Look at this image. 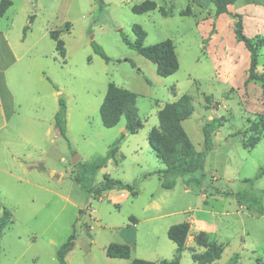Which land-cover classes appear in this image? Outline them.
<instances>
[{
	"label": "rangeland",
	"instance_id": "obj_1",
	"mask_svg": "<svg viewBox=\"0 0 264 264\" xmlns=\"http://www.w3.org/2000/svg\"><path fill=\"white\" fill-rule=\"evenodd\" d=\"M143 1L12 0L13 17L1 29L9 26L13 53L0 34V91L8 115L0 124V217L4 208L10 211L0 232V264H60L58 251L72 234L66 264L172 262L177 244L168 229L186 221L191 229L180 264H197L191 249L204 251L195 242L200 231L224 246L211 264H227L235 253L237 264L264 261V128L250 130L264 119V95L260 83H246L250 52L235 38L234 19L220 20L206 0H152L157 9L135 13L132 7ZM252 3L258 4L250 9L256 14L246 34L264 35V0H238L231 12ZM188 8L190 14L181 15ZM134 24L147 33L144 45L172 41L176 72L159 75L155 63L126 43L124 38L137 40ZM55 30L65 57L51 37ZM259 51L263 70L264 46ZM109 83L137 94L144 123L138 132L127 130L125 116L114 127L103 124L100 108ZM185 94L193 97V114L183 127L198 151L204 148L205 123L219 116L223 125L204 171L178 176L168 189L158 173L165 165L148 137L159 125L160 109ZM62 97L68 107L66 137L55 126ZM118 140L116 154L100 166ZM105 174L130 184L137 195L118 187L89 194L83 186L101 187ZM191 177L199 182L188 183ZM111 243L129 244L131 257H108Z\"/></svg>",
	"mask_w": 264,
	"mask_h": 264
},
{
	"label": "trees",
	"instance_id": "obj_2",
	"mask_svg": "<svg viewBox=\"0 0 264 264\" xmlns=\"http://www.w3.org/2000/svg\"><path fill=\"white\" fill-rule=\"evenodd\" d=\"M208 3L214 4L216 15L226 13L234 19V33L238 42L244 43L250 52V66L248 69V77L246 83L254 81L261 84L264 95V69L259 70L260 48L264 46V35H255L250 37L245 32L244 18L240 13H232L229 11V6L235 4L238 0H206ZM12 4L11 0L0 1V17L4 15L6 10ZM158 8L155 1L145 0L141 3L135 4L132 9L135 13H147ZM164 15L169 13L161 7L160 9ZM190 14L189 8L181 12V15ZM133 30L137 35L135 42H130L124 38L126 43L132 48L136 49L140 54L151 60L156 64L157 73L163 77L169 76L176 72L179 68V60L176 54L174 44L170 39L158 42L152 45H144V39L147 35L146 31L139 24L133 25ZM51 37L57 41V50L65 57L66 48L64 41L60 38V30L51 32ZM97 53H99L105 60L109 61L110 57L105 50L97 42H92ZM193 97L185 94L174 102L166 103L158 113L159 125L153 127L149 133V143L154 149L158 159L165 165L164 169L158 171L162 180L164 188L171 189L176 184L178 176L189 177L191 174L198 171L203 172L205 167L206 157L214 148V134L223 123L221 117L215 116L210 122L204 125V148L198 151L186 133L183 122L189 119L193 114ZM137 94L127 88L109 83L108 91L100 108V114L103 124L106 127H114L125 116L127 120V130L136 133L144 127L143 121L140 119L137 108ZM67 102L62 97L59 100V109L55 114V126L60 133L66 137L67 134ZM258 123L253 124L250 128L252 131H259L264 128V119ZM259 140H255L248 144L250 147H255ZM119 149V140L115 142L107 156L102 160L100 166L105 164L108 159L113 157ZM105 180L101 187L92 190L87 186H83L86 191L91 194L95 192L101 195L103 192L111 190L115 187L130 190L133 195H137V191L133 189L130 184L112 178L109 174H105ZM80 182V179L77 178ZM188 183L199 182L198 178H188ZM236 196L241 199L243 194L237 193ZM10 211L4 208L3 215L0 217V232L8 223ZM191 229V223L186 221L174 224L168 229V237L177 244V257L172 262H161L135 258L129 264H180L181 252L186 248L188 235ZM75 234H72L68 241L65 242L58 251V260L60 264H66L65 256L74 246ZM195 242L199 247L204 249L203 252L192 251V259L197 264H211L219 259L224 251L223 244L210 242L204 231L198 232ZM106 254L111 258H125L131 257V246L126 243H111L106 248ZM240 254L235 253L231 261L227 264H237ZM258 264H264V261L258 259Z\"/></svg>",
	"mask_w": 264,
	"mask_h": 264
},
{
	"label": "crops",
	"instance_id": "obj_3",
	"mask_svg": "<svg viewBox=\"0 0 264 264\" xmlns=\"http://www.w3.org/2000/svg\"><path fill=\"white\" fill-rule=\"evenodd\" d=\"M1 1V0H0ZM12 1V0H11ZM258 3H256V4H254V3H252V4H247V5H243L242 7H241V9L240 10H238V13H240V14H242L243 15V18H244V25H245V31H246V33L248 34V32H251L250 31V29H248V21L250 20V19H252L251 17L252 16H255V11L253 12L252 10H250L251 9V7H256V5H257ZM13 5H14V3L12 2V4L9 6V8L6 10V12L4 13V15L3 16H1L0 17V19H3L4 17H6L5 19L6 20H3V21H5V22H1V20H0V29H1V26L3 25V23H6L7 22V24H8V21L10 20V19H12V17L13 16H11L10 14H9V11H10V9L13 7ZM234 4H232V5H230L229 6V11L231 12V7L233 6ZM230 17V15H228V14H226V13H223V14H221L220 15V17H219V19L221 20V19H224V18H229ZM232 20V19H231ZM5 25L1 30H0V34H2L3 36H2V41H4V43H5V47L6 48H8L9 49V51H11L12 53H13V51H12V49H11V47H10V45H9V42H8V40H7V38H6V35H7V27H9L8 25ZM232 24H234L233 22H232ZM255 33H253V35H254ZM256 35V34H255ZM240 43H242V42H240ZM243 44V43H242ZM241 47V46H240ZM5 48V49H6ZM250 55V54H249ZM246 63L247 64H249V66H250V56L249 57H247L246 58ZM12 66V63L10 64V65H6V67H4L3 69H2V71H1V73H5V72H7L8 71V69L10 68ZM6 74V73H5ZM2 76H4L5 77V75H2ZM6 77H7V75H6ZM7 86H8V88H9V85L7 84ZM9 93V92H8ZM4 94H2V91H0V124H2V122H6V120L8 119V115H7V107H6V99H4V96H3ZM8 96H9V98L7 99V101H8V106L10 107V108H13V106H14V103H15V100L11 97V95L10 94H8ZM5 97H6V94H5ZM4 124V123H3ZM1 126H3V125H1ZM0 126V127H1Z\"/></svg>",
	"mask_w": 264,
	"mask_h": 264
},
{
	"label": "water",
	"instance_id": "obj_4",
	"mask_svg": "<svg viewBox=\"0 0 264 264\" xmlns=\"http://www.w3.org/2000/svg\"><path fill=\"white\" fill-rule=\"evenodd\" d=\"M75 162V161H74Z\"/></svg>",
	"mask_w": 264,
	"mask_h": 264
}]
</instances>
